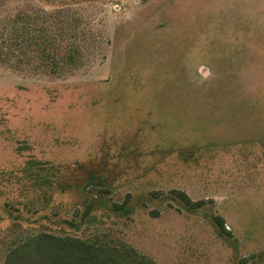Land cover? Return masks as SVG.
<instances>
[{
  "label": "rangeland",
  "instance_id": "rangeland-1",
  "mask_svg": "<svg viewBox=\"0 0 264 264\" xmlns=\"http://www.w3.org/2000/svg\"><path fill=\"white\" fill-rule=\"evenodd\" d=\"M40 230L264 264V0H0V264Z\"/></svg>",
  "mask_w": 264,
  "mask_h": 264
},
{
  "label": "trees",
  "instance_id": "trees-1",
  "mask_svg": "<svg viewBox=\"0 0 264 264\" xmlns=\"http://www.w3.org/2000/svg\"><path fill=\"white\" fill-rule=\"evenodd\" d=\"M46 180L44 183H48ZM84 189V186H83ZM191 207H199L202 202H193L184 191L174 190ZM117 207L121 205L114 204ZM82 214L89 216L88 209ZM121 208V207H120ZM218 224L224 229L221 218ZM71 227L76 224L66 219ZM73 227V228H74ZM77 227V226H76ZM75 227V228H76ZM4 264H158L151 257L139 253L125 244H112L101 240H85L70 235H56L46 230L28 236L10 247Z\"/></svg>",
  "mask_w": 264,
  "mask_h": 264
}]
</instances>
